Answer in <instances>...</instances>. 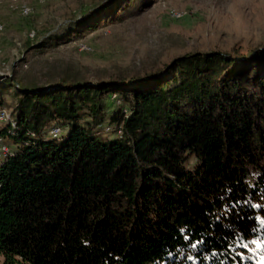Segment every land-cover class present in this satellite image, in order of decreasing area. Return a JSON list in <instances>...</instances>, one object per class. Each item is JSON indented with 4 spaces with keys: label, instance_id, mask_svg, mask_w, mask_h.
Masks as SVG:
<instances>
[{
    "label": "trees",
    "instance_id": "1",
    "mask_svg": "<svg viewBox=\"0 0 264 264\" xmlns=\"http://www.w3.org/2000/svg\"><path fill=\"white\" fill-rule=\"evenodd\" d=\"M147 4L115 0L79 26ZM6 81L18 104L0 121V264H249L264 240V48L132 80Z\"/></svg>",
    "mask_w": 264,
    "mask_h": 264
},
{
    "label": "rangeland",
    "instance_id": "2",
    "mask_svg": "<svg viewBox=\"0 0 264 264\" xmlns=\"http://www.w3.org/2000/svg\"><path fill=\"white\" fill-rule=\"evenodd\" d=\"M113 1L0 0L2 85L8 80L22 89H49L63 80H132L163 72L190 53L264 48V0H146L139 13L120 19L117 12L96 28L79 26ZM5 87L0 98L11 118L18 97L15 87ZM194 165V159L187 163L189 169ZM246 247L245 262L264 264V240Z\"/></svg>",
    "mask_w": 264,
    "mask_h": 264
},
{
    "label": "bare ground",
    "instance_id": "3",
    "mask_svg": "<svg viewBox=\"0 0 264 264\" xmlns=\"http://www.w3.org/2000/svg\"><path fill=\"white\" fill-rule=\"evenodd\" d=\"M27 10V9H26ZM1 30V29H0ZM4 117H6V116H4V114H1L0 115V121H3L4 120Z\"/></svg>",
    "mask_w": 264,
    "mask_h": 264
},
{
    "label": "snow or ice",
    "instance_id": "4",
    "mask_svg": "<svg viewBox=\"0 0 264 264\" xmlns=\"http://www.w3.org/2000/svg\"><path fill=\"white\" fill-rule=\"evenodd\" d=\"M260 245L259 244H257V247H259Z\"/></svg>",
    "mask_w": 264,
    "mask_h": 264
}]
</instances>
